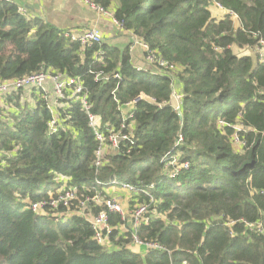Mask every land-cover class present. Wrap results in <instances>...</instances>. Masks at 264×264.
<instances>
[{
	"label": "trees",
	"instance_id": "1",
	"mask_svg": "<svg viewBox=\"0 0 264 264\" xmlns=\"http://www.w3.org/2000/svg\"><path fill=\"white\" fill-rule=\"evenodd\" d=\"M92 1L174 70L138 71L128 47L81 44L15 0H0V81L35 72L78 77L105 135V123L132 130L116 149L106 139L96 166L97 141L78 100L56 107L51 132L42 89L1 95L0 264H264V0ZM100 70L110 78L95 80ZM175 81L178 110L169 103ZM113 89L121 104L150 98L133 103L124 128L127 108L116 107ZM172 159L188 168L170 176ZM114 181L141 190L124 192V219L107 205L121 191ZM59 188L76 190L68 205L30 207ZM96 194L100 203L90 199ZM140 203L147 211L134 225ZM101 211L112 226L105 245L89 217Z\"/></svg>",
	"mask_w": 264,
	"mask_h": 264
},
{
	"label": "built area",
	"instance_id": "2",
	"mask_svg": "<svg viewBox=\"0 0 264 264\" xmlns=\"http://www.w3.org/2000/svg\"><path fill=\"white\" fill-rule=\"evenodd\" d=\"M84 4L91 7L96 13L100 15H104L106 17H109L113 20V22L117 25V27L120 29V31L123 33H128L126 31H122L119 23L115 20L113 17V13L111 10L105 9L103 6L98 5L94 3L92 0H81ZM19 10L24 12L27 10L25 7L20 6ZM132 37V43L134 45H137L140 47L142 53H143V66H135L136 70L138 71H144L147 72L149 67H153L158 72H165L168 73L169 71L174 70V65L172 63H169L167 61L158 60L153 52H151L147 45L142 42L139 37H137L134 34L129 33ZM65 36H70L71 39L78 41L81 44L90 45L92 43H101L103 39V35L101 31L95 27H88L83 29L81 33L74 34L70 33V31L66 30L64 31ZM258 52H259V60L261 62H264V39H261L259 41L258 46ZM100 55V53H99ZM100 59L101 57L98 56ZM149 66V67H148ZM116 79H120L118 74L112 75ZM110 75L103 73V71H96L94 72V79L95 80H106L109 79ZM47 82H51L52 86L47 88L46 84ZM38 88L42 89L44 91V100L47 103V107L50 110V119H49V129L51 132L56 130L57 125V118H58V110L56 107L60 105H66V101L68 100H78L80 103V106L84 110L88 125L91 126L93 129V134L95 137V140L97 141V149L95 150L96 154V161L95 164L98 166L100 163L99 156L101 152L103 151L105 147V141L108 140V143L113 148H118V143L122 139H127L128 134L132 132V130H129V133H125L122 131V129L115 130L113 127H111L108 123L103 124V129L105 127L107 135H105L104 131L100 129L102 120L97 114L92 113L91 111V101L89 100V91L86 88V86L83 84L82 80L78 77L73 76H65L60 73H48V72H35L29 75L22 76L17 79H11V80H4L0 81V99L2 100L1 95L5 94L10 89H21V88ZM115 89L112 90L111 94L113 96V100L116 104V107L118 109H121L123 105H126L123 109L127 108V110H124L125 117L123 118V123L121 124V128L125 127V120L131 116L130 112L133 106V103H135L139 99L147 98L150 99L148 96L144 95L143 93H140L135 99L131 100L130 102L126 104H121L119 100L114 95ZM172 95H174L178 101L179 106V100L181 95H177L175 93V90H173ZM0 100V107L3 106L1 104ZM241 126H236V129L239 130ZM179 140H181V137H179ZM234 142L236 145L244 144L236 135L234 136ZM175 162V159H172L168 161L167 164L171 165H165V168H167L168 174L171 176L175 173V171L180 168H188V165H173ZM169 166H172L171 169H168ZM67 178L65 176H58L57 180L59 183H64ZM114 186H111V188H118L121 191L125 193H135L138 194L141 190H138L135 186H132L130 184L124 183V182H117L114 181L111 183ZM74 188H59L57 189V196L53 197L52 194H50L51 197H49L48 200H40L31 203L30 207L34 211H39L43 209L45 206L54 207L57 203H62L64 206L68 205L69 202L74 198L75 194ZM91 200H95L97 203L101 202V197L99 194H96L95 196L90 198ZM89 200V198H86V201ZM107 205L110 210L118 212L122 219L125 218V212L123 209V206L121 205V201L119 197L115 196V198L108 200ZM147 211V204L140 203L136 206V209L134 210V225L139 223L142 219L143 213ZM90 222L92 225V228L94 230V237L95 239L102 245L106 244V240L108 238V233L112 229V226H110L107 222V216L106 214L101 211L96 216H91ZM141 219V220H140ZM134 242L137 244H142L140 240L134 235ZM147 246L157 247L154 243H146Z\"/></svg>",
	"mask_w": 264,
	"mask_h": 264
},
{
	"label": "crops",
	"instance_id": "3",
	"mask_svg": "<svg viewBox=\"0 0 264 264\" xmlns=\"http://www.w3.org/2000/svg\"><path fill=\"white\" fill-rule=\"evenodd\" d=\"M30 5L34 12H37L39 16L57 29L79 34L85 28L95 27L101 31L103 39L107 43L118 46L117 43L124 42V47H128L130 52L132 64L134 66L144 65L143 53L140 47L132 43L131 35L122 33L111 18L96 13L81 0H31ZM242 53L251 54L252 50L243 48ZM175 93L181 95V92L176 90V86ZM1 104L4 106L3 102ZM115 194L119 198H123L124 201L125 197L123 196L126 194L123 191Z\"/></svg>",
	"mask_w": 264,
	"mask_h": 264
},
{
	"label": "water",
	"instance_id": "4",
	"mask_svg": "<svg viewBox=\"0 0 264 264\" xmlns=\"http://www.w3.org/2000/svg\"><path fill=\"white\" fill-rule=\"evenodd\" d=\"M19 5L25 7L26 9L30 10V12L33 14V15H38L37 12H34L32 10V6L30 5L31 4V0H27L26 3H25V0H15ZM25 3V4H24ZM30 3V4H29ZM169 103L172 107H174L175 109H179L178 107V101L176 99V97L174 95H171L170 99H169Z\"/></svg>",
	"mask_w": 264,
	"mask_h": 264
},
{
	"label": "rangeland",
	"instance_id": "5",
	"mask_svg": "<svg viewBox=\"0 0 264 264\" xmlns=\"http://www.w3.org/2000/svg\"><path fill=\"white\" fill-rule=\"evenodd\" d=\"M213 11L219 13L218 10H213ZM234 23H235V26L238 25V22H237V21H234ZM117 44H118V46L121 47V48L125 46L124 42L117 43ZM247 51H249V50H247ZM241 52H242V51H241ZM175 86H176V90H177L178 92H182V85H181L180 82L175 81ZM174 90H175V87H174ZM117 197H118V196H117ZM119 199L121 200V198H119Z\"/></svg>",
	"mask_w": 264,
	"mask_h": 264
}]
</instances>
